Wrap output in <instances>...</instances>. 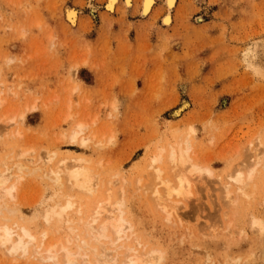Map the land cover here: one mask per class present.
Returning a JSON list of instances; mask_svg holds the SVG:
<instances>
[{
  "label": "rangeland",
  "instance_id": "obj_1",
  "mask_svg": "<svg viewBox=\"0 0 264 264\" xmlns=\"http://www.w3.org/2000/svg\"><path fill=\"white\" fill-rule=\"evenodd\" d=\"M88 1L0 0V82L14 91L2 94L0 163L16 169L25 163L29 173L42 168L31 175L15 169L20 191L0 219L32 230L38 243L46 232L45 246L71 238L76 251L67 228L81 229L77 209L90 213L107 199L108 182L112 201L122 197L133 227L124 247L158 250L160 264H264V235L255 236L250 221L264 224V0H177L169 27L162 24L165 0H156L145 18L141 0L112 15L104 0H92L99 9L92 15ZM67 7L81 11L78 26L65 20ZM11 118L13 130L4 132ZM81 123L90 138L82 146L69 140ZM186 139L212 177L204 174L168 220L135 184L148 185L156 148ZM251 147H262L254 171L249 168L257 162L247 165L257 158ZM48 153L55 155L50 163ZM78 157L104 182L96 194L66 189V182L59 188L43 175L59 159L72 164ZM237 170L250 182L236 183ZM223 183L230 184V204ZM66 202L74 208L66 210ZM4 251L0 264H54Z\"/></svg>",
  "mask_w": 264,
  "mask_h": 264
},
{
  "label": "bare ground",
  "instance_id": "obj_2",
  "mask_svg": "<svg viewBox=\"0 0 264 264\" xmlns=\"http://www.w3.org/2000/svg\"><path fill=\"white\" fill-rule=\"evenodd\" d=\"M89 1H88V5H89V7H91V14L94 15V13L96 11L98 12L99 9L97 6L92 4V0H89ZM104 1H105V3H104L103 8H104V11L106 12V14H108V15L114 14L116 12V9L118 6H122V8L124 9V11L126 13L136 7V5L134 7L135 0H104ZM163 4H164L163 9H164L165 13H164V16L162 18V24L166 27H169L172 25V22H173L172 12L176 8L177 0H165ZM155 5H156V0H141V2H140V15L143 18L148 17L154 11ZM80 12L75 8L73 9V8L67 7V9L65 11V20L68 22V24L71 27L78 26ZM76 89L77 88H74V90H76ZM7 93L13 95L14 91L11 89V87L7 88L3 83L0 82V110L2 109V107L5 104V100L2 99V94H7ZM23 115L21 116V119L23 118ZM4 118L7 119V115L4 116ZM14 124H15V119L11 118L10 124L7 125V129H5L4 132L9 131L10 129H11L10 130V132H11L13 130L12 128L14 127L13 126ZM86 128L87 127L83 123L77 125L76 129H74L73 132L71 133V135L69 136L70 138L68 137L69 140L72 139L71 141L77 142V140L80 139L81 142H79V143H81V146H82V144H85V142L90 140L89 137L85 136ZM18 133H19L18 131H14L13 134L17 135ZM19 135H20V133H19ZM64 139H65V136H64ZM167 146H169V144ZM98 147L100 148V146H98ZM193 147L194 146H192L190 144L189 140L186 139V140H179L176 142V144L174 143V145L172 144L168 148L163 147V146H161L158 149L156 148L157 150L155 149L154 154H152V157H151L152 159L150 162L151 164L149 165V168L151 167V172L150 173L148 172V177H150V179H149L150 181L148 180L149 181L148 185L143 184V186H140L139 184L141 183L142 180L137 179V181L138 180L139 181L138 182L136 181V183H137V184H135L136 190L138 191L140 189V190H142L143 193H146L149 196L148 198L151 200L152 204H155V206H156L155 208L156 209L160 208L159 211L161 210L162 212L166 213L168 215L167 218L168 217L172 218V216H173L172 214H177L179 209L184 208L185 202L188 201V198L192 195V191L196 188V185L199 182L200 183L203 182L202 179L204 177V174L208 175L207 177H209V176L212 177V175H211L212 170H210L207 166L199 165V163L198 164L196 163V160L194 158L195 152L193 151ZM102 148H103V146L101 145L100 149H102ZM251 148L252 149L254 148V150L256 149L255 147H251ZM260 148L262 149V147H260ZM258 149L259 148H257L256 151H254V150L250 151L249 150L251 153L250 154L251 158L253 156L252 152H256V155H254L255 156L254 158L257 157L256 161L254 160L255 162L250 161L251 159H249V162H248V159L246 161V162H248L247 165L248 164L250 165L252 163L256 164V162H257V165H251L252 166L251 168L247 167V168L251 169V171H252V169L254 171V169L258 166V164L261 163V160H263V158L258 159V157L259 156L261 157L262 154L264 155V153H262L260 155L261 152H264L263 151L264 149H262V150L259 149V150H261V152H258ZM257 152L259 153V156H257L258 155ZM54 154H56V153H54ZM26 155H27L26 153L21 152V155L20 154L18 155V159L21 158V160L22 159L24 160V158L26 159ZM47 155H49V156H47V159L46 160L43 159V160H45V161L48 160V161L52 162L51 160H53L55 155H50V153H48ZM52 156H53V158H52ZM78 158H79L78 161L75 160L76 158L75 159L72 158V160H75L74 163H72V164L69 163L71 161V159L69 162H67L69 159H65V160L59 159L58 162L54 164V166L48 167V169L46 170V174L44 172L45 169H43V172H44L43 175H46L44 177L48 178L49 180H53V182L55 181L56 183H58L59 188H60V186H59L60 184L62 185L63 182H66L65 185L68 184L67 186H69V187L65 186L66 189L74 187L73 190L79 189L80 190L79 193L81 191H85L84 193H86V191H87V193L88 192L91 193L94 190L92 193L96 194V192H97L96 188H95L96 185H98V186L100 185L102 187L104 182H102L103 180H101L100 174L96 173L92 168L86 166V163L88 164V162H87L88 160H84V158L80 160V157H78ZM48 161L46 163H50ZM89 161L91 162L90 159H89ZM46 163H44V164H46ZM166 164H167V166H166ZM0 165L4 166L3 169H1V167H0V216L2 217V215L4 214V211H6L9 208L8 204L10 202H8V200H10V199L15 200L18 197V192L20 191L19 190L20 189L19 183H21L18 181L21 180V178L19 175H15L16 174V172H15L16 168L6 167V165L4 163H0ZM96 165H97L96 168L102 169V167H100L101 163L96 164ZM242 165H243V163H242ZM244 165H245V162H244ZM15 167H17L18 171H22L23 169H25L27 171V174L29 173V171L27 170L28 168H26V167H28V165H26L25 163L19 162L15 165ZM147 167H148V164H147L146 168ZM37 168L32 169L31 173L34 174V172L36 170L42 169V168H40V169L39 168L37 169ZM17 169H16V171H17ZM237 171H236V173H237ZM239 171H240V169H239ZM241 172L243 173V169L241 170ZM248 172H249V170H248ZM248 172H247V174H248ZM23 173L21 172V174H23ZM31 173H29V174L31 175ZM242 173H240V172L237 173L238 176L234 175L235 179H233V180H236L235 181L236 183L239 182V184H240L241 181H243L242 175H244V174H242ZM231 174L232 173H230V176L228 178L229 180H231L232 177L234 178V176L231 177ZM234 174H235V172H234ZM252 174H249L250 178L253 176ZM249 175H247V176H249ZM16 176H18V178ZM144 176H146V175H144ZM247 176L245 175V177H247ZM14 178H17V179L14 180ZM247 179H246V182L249 181ZM115 180L111 181L113 183H111L109 181L113 187H114L113 184L118 182V180H116V181ZM120 180H121V178H120ZM233 180H231V181L233 182ZM105 182H107V181H105ZM243 182L241 183V185L246 184V182H244V183ZM106 185H107V188H109V189H106L105 192H103V194L106 193V195H108V196H105V197H108L107 199L104 197L105 200H101L99 203L97 202L98 203V205L96 204L97 207H95L90 213H86L84 210H79V208L77 209V212H78L77 215L79 214L82 216V218H79L80 223L82 222V224L80 226L81 229L75 228L76 226L75 227L74 226L73 227L67 226L68 231L70 228L71 232H73L72 234H75L74 240L78 241V242L76 241L78 244L73 243L77 249L76 251H74L71 248L73 240H71V238L66 239L70 235H68L65 238L66 240L64 239L65 241L60 240L61 238H57L58 239L57 241L56 240L51 241L48 244H46V246H45V243H47L46 241H49V238H50V236L48 235L49 236L48 240H44L45 238H47L46 232H44L45 234L44 233L41 234V236L43 235L42 236L43 239L40 243H38L39 240L37 239V237L33 233H31L32 230H29V229L23 228V227H19V225L18 226L10 225L9 223H6L8 220H4V219L3 220L0 219V249H4L5 250L4 252H7L10 257L11 256H17L18 258L19 257L31 258L34 255L35 256L39 255L44 259V262H50V263H54V264H78L79 262H80V264H83V263L84 264H160L161 261L163 262V260H162L163 255L161 254L162 252H160L158 250L157 251H149V252L146 251L148 253H145L144 249L146 246H144L143 250L141 249V252H139L138 247H140L141 244L140 245L138 244V246L136 247L137 249L134 246L124 247V242H127V240L129 241L131 235L134 236L133 232H132L133 234H131L133 227H132L131 223L128 221V219L126 218L127 215L125 216L126 212L123 209L125 207V206L123 207V204L125 202L122 199L121 194L119 195V198L121 197L120 201L117 199H116L117 202L112 201L111 195H110L111 189L108 185V182L106 183ZM115 185H117V184H115ZM127 185L128 184L126 183V187H127ZM138 185H139V187H138ZM241 185H240V187H241ZM120 189H119L120 190L119 192L120 193H121V191L123 192V186H121ZM71 191H72V189H71ZM76 191H78V190H76ZM107 192H108V194H107ZM99 194H100V192H99ZM223 194H225V199L230 204L233 200L232 199V191L230 189V184L223 183ZM89 196H92V195H89ZM123 197H125V196H123ZM96 198H98V196H96ZM73 202H75V201H73ZM93 202H95V201H93ZM65 205H66V207L64 205L63 206L66 210L67 209L70 210V209H72L73 206H75V204L73 205V203H71V202H66ZM90 205H92V204H90ZM84 206L85 205H82V207H84ZM58 211H60V210H58ZM58 211H57V213H58ZM71 211H73V210H71ZM54 215L55 214H53V216ZM178 215H179V213H178ZM251 217L253 218V216H251ZM251 217H250V219H251ZM70 219L67 220L68 224H74V222L76 220L73 222ZM256 219H257V217L255 219L254 218L251 219L250 221H253L251 224V225H253L252 229L256 230L254 235L256 236L257 235L256 233L258 231V235H259L258 238L260 239L264 235V224L261 223L262 222L261 218H260L261 221L256 220ZM168 220H170V218H168ZM44 223H46V222H44ZM49 223L50 222H47V224H49ZM75 223L77 225V222H75ZM250 223L251 222H249V224ZM51 237H52V235H51ZM137 243H139V242H137ZM122 248L125 250H124V252L121 253V252H119V250H121ZM149 250H151V249H149ZM93 254H94V258L92 259L91 256H93ZM262 255H263L262 260H264V254H262ZM41 257H39V260H43ZM37 259H38V257H37Z\"/></svg>",
  "mask_w": 264,
  "mask_h": 264
}]
</instances>
